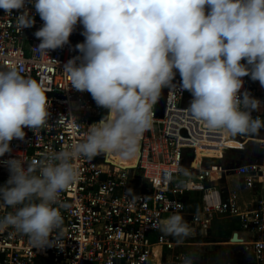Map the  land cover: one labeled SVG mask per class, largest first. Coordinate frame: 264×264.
Segmentation results:
<instances>
[{
	"label": "clouds",
	"instance_id": "1",
	"mask_svg": "<svg viewBox=\"0 0 264 264\" xmlns=\"http://www.w3.org/2000/svg\"><path fill=\"white\" fill-rule=\"evenodd\" d=\"M43 25L34 35L41 52L69 42L74 26H83L82 54L63 70L78 91L91 94L107 110L82 140L45 157L39 164L18 157L4 161L9 177L0 185V231L8 227L28 235L34 247L54 244L51 234L63 223L55 206L60 193L76 182L74 160L114 155L131 160L153 123V105L164 88L191 93V116L211 130L232 137L258 135L264 119L251 112L259 99L245 90L242 77L264 86V0H31ZM25 0H0L12 14ZM207 8V11H206ZM18 27H31L27 10ZM48 53V52H47ZM79 59V63L76 60ZM244 60L245 63H241ZM175 70V71H174ZM46 89L12 65L0 68V157L11 152L24 128H42L49 117ZM11 207L12 212L6 209ZM160 230L183 238L191 234L182 215L161 221ZM57 244V243H55ZM59 245V244H57ZM183 264H194L187 256Z\"/></svg>",
	"mask_w": 264,
	"mask_h": 264
},
{
	"label": "built area",
	"instance_id": "2",
	"mask_svg": "<svg viewBox=\"0 0 264 264\" xmlns=\"http://www.w3.org/2000/svg\"><path fill=\"white\" fill-rule=\"evenodd\" d=\"M25 10L34 24L20 29L17 15ZM42 25L31 0L12 14L0 9V68L12 65L21 75L41 82L49 99L45 125L34 131L25 127L24 139L13 138L11 152L0 157V185L9 177L5 160L18 157L39 164L82 140L88 127L107 112L89 92L73 88L63 70L69 59L82 55L75 45L85 39L83 26L78 21L69 42L47 53L36 47L40 40L34 33ZM242 80L240 92L247 90L260 101L251 115L264 119V87L249 76ZM173 83L175 90L162 89L153 105V123L139 141L135 161L122 164L114 155L103 154L74 160L79 177L55 205L63 223L51 234L54 244L34 247L28 235L8 227L0 231V264H183L191 256L187 247L216 244L210 241L211 224L222 215L236 217L247 235L234 242L251 254L246 264H264V160L213 168L210 163L220 156L202 153L217 150L232 136L194 119L187 110L191 93L181 89L180 78ZM258 144L264 148V135ZM226 149L220 148V155ZM187 151L192 154L185 159ZM229 175L235 176L237 189L228 183ZM241 190L253 192L254 202L242 204ZM193 193L201 196L196 211L186 206V197ZM173 214L182 215L190 226L191 241L160 230L161 221Z\"/></svg>",
	"mask_w": 264,
	"mask_h": 264
},
{
	"label": "rangeland",
	"instance_id": "3",
	"mask_svg": "<svg viewBox=\"0 0 264 264\" xmlns=\"http://www.w3.org/2000/svg\"><path fill=\"white\" fill-rule=\"evenodd\" d=\"M175 71V70H174ZM181 79L179 73L176 76ZM261 129L258 135H237L233 137H225L223 141L218 144L217 150L209 151L208 153H202L205 155H217L220 156L218 159L212 161L210 165L213 168H233L242 162H250L253 160H264V148H260L258 141L261 139ZM220 148H227L222 151L220 155ZM188 159L192 152L187 151ZM126 161V160H125ZM128 161V160H127ZM227 181L230 186L235 184V176H227ZM225 185V182H222ZM215 237L211 238L212 241L217 242L216 244L203 245V246H192L187 247L185 250L188 251L191 256L197 261V264H246L250 261V255L243 249V247L235 244L226 243L229 240L231 234H229L228 226L225 225V221L216 219L215 220ZM183 240L191 241L188 236L183 237Z\"/></svg>",
	"mask_w": 264,
	"mask_h": 264
},
{
	"label": "crops",
	"instance_id": "4",
	"mask_svg": "<svg viewBox=\"0 0 264 264\" xmlns=\"http://www.w3.org/2000/svg\"><path fill=\"white\" fill-rule=\"evenodd\" d=\"M255 83L259 86V88H263L264 86H261L259 81H255ZM263 135H264V129L261 133V138H263ZM225 182V181H224ZM227 183V181L225 182ZM229 183V182H228ZM237 181H236V178H235V184L233 186H231L232 188L234 189H237ZM239 196H240V199H241V203L242 204H246L247 202H254V199H255V196H254V193L251 192L250 190L246 191V190H241V192L239 193ZM186 206L189 210L191 211H196V210H199L200 208V200H201V196L199 194H196V193H193V194H190L186 197ZM216 219H219L220 220H223L225 221V225L228 226V229L230 232L229 234L230 237H229V240L226 241L230 242V240H232V242H235L233 241V234L236 233L237 234V238L238 240L240 241V238L241 237H247V235L244 233L243 229L241 228V225L239 223V220L236 218V217H231L229 215H222V216H217L215 217L213 220H212V224H211V236H210V241L211 242H215V241H212L211 238H214L215 237V220ZM237 241V242H239ZM217 243V242H216ZM244 249V248H243ZM250 255V258L252 259V256L250 253H248ZM250 259V260H251Z\"/></svg>",
	"mask_w": 264,
	"mask_h": 264
},
{
	"label": "bare ground",
	"instance_id": "5",
	"mask_svg": "<svg viewBox=\"0 0 264 264\" xmlns=\"http://www.w3.org/2000/svg\"><path fill=\"white\" fill-rule=\"evenodd\" d=\"M115 158H116L117 162L122 163V164H125V163L128 164L130 161H131V162H134L135 159H136V157H134V158H132L131 160H128V161L126 160V161H125V160H120V159H118L116 156H115ZM198 159H199V158H198ZM195 162H197V159L195 160ZM231 177H232V176H231Z\"/></svg>",
	"mask_w": 264,
	"mask_h": 264
},
{
	"label": "water",
	"instance_id": "6",
	"mask_svg": "<svg viewBox=\"0 0 264 264\" xmlns=\"http://www.w3.org/2000/svg\"><path fill=\"white\" fill-rule=\"evenodd\" d=\"M182 133L185 134L184 131H182ZM232 239H233V241H235V242L239 241L238 238H237V234H236V233L233 234V238H232Z\"/></svg>",
	"mask_w": 264,
	"mask_h": 264
}]
</instances>
